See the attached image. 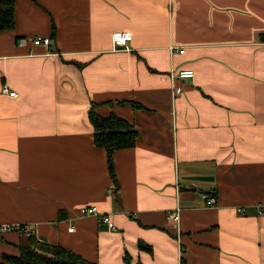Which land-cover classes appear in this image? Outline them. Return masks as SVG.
<instances>
[{"label": "crops", "instance_id": "obj_1", "mask_svg": "<svg viewBox=\"0 0 264 264\" xmlns=\"http://www.w3.org/2000/svg\"><path fill=\"white\" fill-rule=\"evenodd\" d=\"M14 11L0 30V223L97 264H264V0H15ZM115 30L131 33L127 49L112 50ZM32 36L49 44H20ZM188 68L173 96L170 70ZM91 101L137 130L113 151V178ZM91 204L116 229L79 214ZM26 235L0 234V264Z\"/></svg>", "mask_w": 264, "mask_h": 264}, {"label": "trees", "instance_id": "obj_2", "mask_svg": "<svg viewBox=\"0 0 264 264\" xmlns=\"http://www.w3.org/2000/svg\"><path fill=\"white\" fill-rule=\"evenodd\" d=\"M14 1L0 0V30L14 27ZM117 102L122 104L125 101L118 100ZM129 103L133 107H139V104L134 101ZM98 105L99 103L91 101L87 115L93 126V141L106 152L107 167L113 178L112 153L118 148L132 147L136 141L137 130L133 124L118 114L111 112L108 115H100L96 109ZM138 245L149 250V246L141 242ZM17 249V255L6 254L3 255V259L10 264H97L60 245L40 240L31 230L25 236L24 241L17 245ZM124 258L127 259V255Z\"/></svg>", "mask_w": 264, "mask_h": 264}, {"label": "built area", "instance_id": "obj_3", "mask_svg": "<svg viewBox=\"0 0 264 264\" xmlns=\"http://www.w3.org/2000/svg\"><path fill=\"white\" fill-rule=\"evenodd\" d=\"M111 37H112V50H115V49H127L125 44L129 39H131L132 36L130 32L115 30V32L111 34ZM29 40L34 45H43V44L48 45L50 41V39H48V37L46 36H43V37L32 36L29 38L27 37L19 38V42L22 45L26 44ZM192 75H193V70L191 68L170 70L169 72V78L171 79L170 89H171V93L173 96L180 93L181 91V87L175 83V80L177 78L188 79V77H191ZM2 91L8 93L11 96L15 95V91L8 90L7 86L5 85L2 87ZM108 192H112L111 187L108 188ZM201 196L205 201V206L214 205L215 197L213 195H210L208 193L206 194L203 193ZM256 205H257L258 213L264 212V205H261L260 203H257ZM237 210L242 211L243 208L238 207ZM78 211H79V214L81 215H91V214L97 215L98 219L104 222L105 224H107L110 229H116V225L111 219L110 213L98 210L95 205L91 204V205L80 206L78 208ZM166 218L167 220H170L172 222H177L179 218V207L167 213ZM69 229L72 230L73 225H71ZM20 230L26 233L30 232V229L23 223H20V224L17 222L0 223V234L6 233V231H20Z\"/></svg>", "mask_w": 264, "mask_h": 264}, {"label": "bare ground", "instance_id": "obj_4", "mask_svg": "<svg viewBox=\"0 0 264 264\" xmlns=\"http://www.w3.org/2000/svg\"><path fill=\"white\" fill-rule=\"evenodd\" d=\"M19 38V37H18ZM49 38V37H48Z\"/></svg>", "mask_w": 264, "mask_h": 264}]
</instances>
